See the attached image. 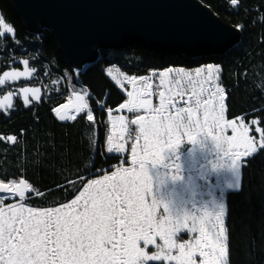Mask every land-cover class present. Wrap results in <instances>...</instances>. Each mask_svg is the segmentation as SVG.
Returning a JSON list of instances; mask_svg holds the SVG:
<instances>
[{"label":"snow or ice","instance_id":"6c2138e0","mask_svg":"<svg viewBox=\"0 0 264 264\" xmlns=\"http://www.w3.org/2000/svg\"><path fill=\"white\" fill-rule=\"evenodd\" d=\"M226 3L232 10H238L241 6V0H226ZM260 19L264 22V15ZM244 29L243 24L235 26L236 32L242 33ZM30 35L35 41L41 39L40 34ZM7 41L11 43L8 44ZM237 46L234 43L232 48ZM36 47L38 46H32L30 54L24 48V42L18 38L16 27L0 12V51L12 50L8 57L9 68L14 63L24 66V71H4L0 76V86L21 78H35L37 70L30 68V60L36 59L38 55ZM18 51L22 57L27 58L17 60ZM192 71L194 76L184 68L169 67L158 73L152 71L147 77L125 76L124 80L132 89L127 90L120 79L112 76L111 69L107 70V75L112 76L128 99L115 110L106 108L107 93L104 100H97L98 107L108 112L113 128L118 123L120 129L115 141L113 136L107 137L106 150L101 151L100 155L103 157L106 152L108 155L121 157L122 163H127L123 159L126 155L125 144L135 139L136 143L131 144V162L139 168V172L135 168L116 165L112 166L115 171L98 168L93 172L95 161L90 159L83 171L78 170L73 177H65L55 189L41 191L23 177L0 179V264H164L166 261H174L176 264H230L229 237L225 223L226 197L212 205L214 220L204 219L209 215L206 211L199 217V227L197 214L207 207L185 210V205H190L191 196L199 188L202 178L208 175L210 168H219L217 164L209 162V167L200 163L194 152L189 150V174L187 177H171L173 181H183L179 189L174 186L171 190H166L167 195L157 192L158 200L152 201L151 209L145 204V196L152 191V180H156L159 185H164L167 180V175L162 177L157 165L162 164L164 169L172 167L163 158L153 160L146 167L147 153L164 140L171 149L164 155L168 160H178L180 157L175 149L180 142L177 140L175 144L169 143L167 136L173 130L178 131L184 127H203L198 118L200 109L203 110L204 124L222 132L230 129L233 133L231 137L212 136L217 155L223 144H228L231 148V154L226 151L225 155L228 156L227 168L232 172V179L227 187L233 192L242 190V169L248 166V161L264 152V116L256 115L264 113V108H256L250 113H242L226 120L225 100L228 89L223 86L222 66L209 63ZM82 74L80 65L73 66L72 63L62 73L65 80L74 82V90L77 87L80 89L76 92V100L79 102L75 105L76 114L61 113L60 107L63 106L54 108L53 112L60 121H74L82 113L85 122L95 129L97 118L85 102L88 92L80 82ZM242 75L246 79L248 72L245 71ZM197 85L200 86L198 92L195 91ZM256 87L264 92V77H260V83ZM21 93L25 108L30 107L33 101L39 102L42 99L39 87L26 86L16 93L8 92L5 95L0 100V112L10 116L15 111V105L11 101ZM154 93L159 99V107L156 108L152 107L151 100ZM174 97H178V103L183 106H177L173 102ZM121 110L132 115L130 122L126 116H112L113 111ZM141 111L145 115H140ZM149 113L150 118L145 119ZM249 116L251 119H248ZM129 123L135 128L129 127ZM20 135H24L23 129ZM205 137L207 136H202L200 140ZM188 141L196 145L197 137L188 134ZM0 142L15 145L19 140L15 134H0ZM89 143L90 151L95 153L97 139L89 137ZM138 148L141 154H138ZM163 151L161 148V152ZM39 162L36 161L37 164ZM174 168L181 171L183 165L177 163ZM101 173L104 174L101 176ZM54 190L63 191L65 198L52 200L47 206H33L29 203L32 199H45ZM69 193L72 194L70 200L66 199ZM5 201L11 203L6 204ZM158 202L163 203L164 213L169 219L175 217V230L166 228V221L158 222L155 219L154 206ZM189 216H192L190 228L183 224ZM197 232L199 235L195 236ZM182 235H189L190 240L194 238V243L182 241ZM157 237L162 244L157 243ZM149 246H155L157 250L150 253L147 250ZM197 256L200 258L199 262Z\"/></svg>","mask_w":264,"mask_h":264},{"label":"trees","instance_id":"16d2710c","mask_svg":"<svg viewBox=\"0 0 264 264\" xmlns=\"http://www.w3.org/2000/svg\"><path fill=\"white\" fill-rule=\"evenodd\" d=\"M199 1L208 8L210 6L227 24L233 27L237 24L245 26L244 31L240 32L238 46L221 55L191 58L160 55L140 47L101 50L97 61L86 68L79 78L82 86L87 89L86 101L89 108L97 118L96 127L93 129L91 124L85 122L83 114L74 121L64 123L58 120L53 109L70 102L74 93V82L65 80L62 76L67 71L69 62L49 31L40 34L39 41L33 40L31 32L17 16L11 1L0 0V12L16 27L18 38L24 42V48L32 54V46H38V55L36 59L30 60V64L37 70L36 84L43 90V99L39 103L28 108L22 106L10 116L0 114V134H15L19 140L15 145L0 142V179L23 177L34 187L45 191L55 189L65 177H73L78 170L83 171L90 159L95 161L93 172L98 168L114 171L113 165H121L122 158L119 156L108 155L106 152L103 157L100 155L101 151L106 150L111 123L108 112L98 107L97 100H104L107 93L106 108L113 110L127 100L126 94L107 75V68H117L128 77H145L151 75L152 71L159 72L169 67L194 70L209 63L220 64L223 69V86L228 89L226 118L231 120L242 113L264 108V92L256 87L260 83V77H264V22L260 19L264 15V0H241L238 10L230 9L226 0ZM6 43L10 44L11 41ZM11 51H0V76L4 71L10 70L8 57ZM16 58L19 60L27 57H22L18 51ZM245 71L248 72L246 79L242 75ZM234 74L237 75L234 77ZM75 90L80 89L77 87ZM112 115H115V111ZM256 115L264 116V113ZM21 129L24 130L23 136L20 135ZM89 137L97 139L95 153L90 151ZM133 142H127L128 151L123 157L128 161L124 163L126 165L131 159ZM257 159L263 161L264 152L259 153ZM37 160L40 161L39 164L36 163ZM64 198L63 191L54 190L45 199L36 198L29 203L33 206H47L52 200ZM71 198L72 194L69 193L66 199ZM258 219L260 227L257 238L261 244L257 247V252L264 264L263 203L258 210Z\"/></svg>","mask_w":264,"mask_h":264},{"label":"water","instance_id":"95a60500","mask_svg":"<svg viewBox=\"0 0 264 264\" xmlns=\"http://www.w3.org/2000/svg\"><path fill=\"white\" fill-rule=\"evenodd\" d=\"M10 1L29 32L49 31L67 61L83 71L105 48L191 58L221 55L240 39L235 27L199 0Z\"/></svg>","mask_w":264,"mask_h":264},{"label":"rangeland","instance_id":"374dc122","mask_svg":"<svg viewBox=\"0 0 264 264\" xmlns=\"http://www.w3.org/2000/svg\"><path fill=\"white\" fill-rule=\"evenodd\" d=\"M43 32H46L45 29ZM179 57V56H175ZM190 58V57H188ZM31 67V64H30ZM182 67H176L174 69H178ZM82 69V68H81ZM111 69L112 76H115L117 79H120L124 84L125 89L132 90L131 85L124 80L126 76L117 68H107V70ZM185 69V68H184ZM86 70V69H85ZM188 72H192L194 76V72L192 70H187ZM83 72V70H81ZM158 73V72H157ZM109 76V75H108ZM112 76H109L112 79ZM147 77V76H145ZM113 80V79H112ZM115 83V80H113ZM8 84V83H7ZM6 84V85H7ZM116 84V83H115ZM117 85V84H116ZM120 89L121 87L117 85ZM207 87V85H204ZM3 88V87H2ZM0 88V99L2 100L4 95L3 91ZM200 86L197 85L195 91H199ZM79 90H74L73 96L71 97L70 102L73 100L74 95ZM175 91V89H174ZM125 93V92H124ZM126 94V93H125ZM168 95V93H166ZM127 96V95H126ZM43 99V97H42ZM128 99V97H127ZM152 107H159V99L158 96L154 93L151 97ZM14 98L12 99V103ZM86 101V96H85ZM179 98L174 97L173 102L177 103V106H183L178 103ZM87 102V101H86ZM227 103V99L225 100V104ZM87 111V109L85 110ZM202 109L199 110L198 118L201 121L203 127H194V128H181L180 130H173V132L169 133L167 136L168 142L175 144L177 140H179V145L175 149L176 153L179 155V159L168 160L164 153L171 151L168 148V145L164 142V140L160 141L158 147L151 148L147 153L145 159L147 161L146 167L148 163H151L153 160L163 158L164 162L169 163L172 167L168 169H164L162 164H158L157 168L160 169L161 176L164 177L167 175V180L164 185H159L156 180H152L150 191L145 196V204L149 207V209L153 208L152 201L158 200L157 192L168 194V191L171 190L174 186L179 189V186L183 183V181L177 179L173 181L171 177L176 175L177 177L184 176L187 177L188 173V156L187 153L189 150H192L196 156L197 161L200 163H204L211 167V163L217 164L219 168L209 169L208 175L202 178L199 188L193 192L190 200V205H185V210L192 211L193 208H204L201 209L200 213L197 214V227H199V217L203 216V213L206 211L209 213L208 216H205L204 219H212L215 217L212 215V205L214 203L220 202L224 197H226V227L228 229V237H229V247H230V256L229 261L230 264H263L262 259L260 258L257 247L260 246V241L257 238V233L260 227L259 219H258V210L261 208V204H264V160L259 161L257 156L255 158L248 161V166L242 169V190L240 192H233L231 189L227 187L228 183L232 179V172L227 168L228 166V156L225 155L227 151L229 155L231 154V148L228 144H223L222 149L218 150L219 154L214 151L215 145L212 141V136H220L231 137L233 133L230 129H225L223 132L220 129H212L209 125L204 124V117L202 115ZM123 115L128 117L129 122L133 118L131 114L127 113L126 110H121L120 112L115 111L114 116ZM140 115H145L143 111H141ZM113 116V115H112ZM131 116V118H130ZM151 113L145 116V119H149ZM57 117V116H56ZM58 118V117H57ZM211 119V118H209ZM225 119L226 112H225ZM111 130L110 135L113 136L114 141L116 140L117 134L119 133V125L114 129L112 120L110 119ZM129 127L135 128L134 125L129 123ZM188 134L195 135L197 137V144L192 145L188 141ZM202 136H207L204 139L200 140ZM133 143H136L135 139H133ZM143 143V141H140ZM161 148L164 150L161 152ZM128 146L125 144V153L127 154ZM138 154L140 153V149H137ZM126 156V155H125ZM132 156L129 160V164L126 165L121 163V168H135V171L138 173L139 168L132 164ZM183 165V169L181 171H176L174 168L175 164ZM115 171V170H114ZM151 176V172L149 173ZM11 202V201H5ZM154 217L159 221H166L164 226L169 229H174L173 221L175 217L171 219L164 213V205L163 203H157L154 206ZM184 226L190 228L192 225V216H189L186 221H183ZM197 232L195 236H198ZM182 241H189L194 243V238L190 240L189 235H182ZM157 243L162 244V241L157 237ZM141 247L143 244L141 243ZM150 253L156 251L155 246H149L147 249ZM176 254V253H173ZM199 257L197 256V262H199ZM151 263H159V262H149ZM164 264H176V262H164Z\"/></svg>","mask_w":264,"mask_h":264},{"label":"flooded vegetation","instance_id":"af4514ba","mask_svg":"<svg viewBox=\"0 0 264 264\" xmlns=\"http://www.w3.org/2000/svg\"><path fill=\"white\" fill-rule=\"evenodd\" d=\"M30 68H32V67H30ZM12 69L21 71L23 69V66H22V64L15 63L11 66L10 70H12ZM36 74H37V72L34 74V77L36 76ZM26 86L30 87V88L31 87H39L41 89V86L36 84V78H31L29 81L22 80L21 83H8L7 85H5L1 89V91H3L4 95L7 94L8 92L16 93L20 89H22ZM13 104L15 105V111L17 109H20L22 106H24L21 94L19 96H14V103ZM32 104H35V102H33Z\"/></svg>","mask_w":264,"mask_h":264},{"label":"bare ground","instance_id":"6f19581e","mask_svg":"<svg viewBox=\"0 0 264 264\" xmlns=\"http://www.w3.org/2000/svg\"><path fill=\"white\" fill-rule=\"evenodd\" d=\"M44 33V32H43ZM13 65V64H12ZM23 66V65H22ZM13 70V69H12ZM10 71V70H9ZM21 71H24V66H23V69ZM15 83V82H14ZM21 83V81H20ZM137 84L139 85V81H137ZM1 100V99H0ZM14 102V101H13ZM34 102V101H33ZM32 102V103H33ZM86 102V101H85ZM79 103L77 100H76V94L74 95V98L71 102H68L67 104L63 105V107H60V111L61 113H66L68 115H73V114H76L75 113V105ZM14 112V111H13ZM11 112V113H13ZM0 114H3V112H0ZM82 114V113H81ZM80 114H78L77 116H79ZM6 116V115H5ZM59 120V119H58ZM69 121H72V120H65V121H61V122H69ZM118 125V123H117ZM9 203V202H6V204ZM11 203V202H10Z\"/></svg>","mask_w":264,"mask_h":264}]
</instances>
